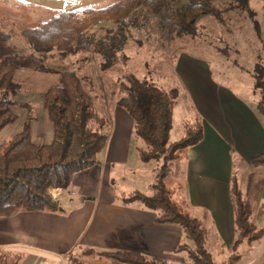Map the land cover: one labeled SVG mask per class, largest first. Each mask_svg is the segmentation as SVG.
I'll use <instances>...</instances> for the list:
<instances>
[{
  "label": "trees",
  "instance_id": "trees-1",
  "mask_svg": "<svg viewBox=\"0 0 264 264\" xmlns=\"http://www.w3.org/2000/svg\"><path fill=\"white\" fill-rule=\"evenodd\" d=\"M250 1L115 0L98 8L61 10L46 15L35 24L13 21L9 31L5 30L7 18L0 16V41L9 40L15 34L33 53L43 58L56 51L61 58L77 56L76 60L84 63L91 53L99 71L103 72L118 60L127 58L125 49L134 39L131 29L144 30L153 24L160 41L174 43L184 36L197 38L205 31L204 16L222 22L225 14L233 11L247 12L246 16L254 21L257 29L258 22ZM99 19L109 21V25L100 22L95 25ZM20 55L21 51L0 54V130L17 118L12 105L19 84L13 77L20 67L16 61ZM34 69L44 71L47 67L37 65ZM55 70L57 82L45 90L42 98L52 125V139L34 142L31 120L27 118L18 131L0 144V216H10L22 210H56L57 201L52 199L49 189L67 188L76 172L98 162L106 145L110 124L101 111L100 95L93 78L73 69ZM252 78L254 88L259 92L256 108L264 123L263 64L255 65ZM176 96V88L166 89L156 79L123 73L117 93L107 100L130 115L133 123L130 138L139 159L155 163L150 192L134 190L123 196L122 201L140 202L155 212L156 222L178 225L184 240L177 250L187 253L186 260L174 263L137 250L84 247L82 254L85 258L73 256L72 264H109L89 257L127 264H234L240 257L236 251L240 244L257 241L264 235V228L256 226L252 220L255 205L243 195L234 175L230 183V201L235 238L231 245L233 252L223 262H215L207 248L206 228L202 221L174 201L168 182L182 174L180 153L203 137L202 119L194 112L191 118L182 122L183 135L171 139ZM249 163L264 165V153L253 156ZM185 190L184 184L176 187L177 194ZM23 257V252L0 247V264H19Z\"/></svg>",
  "mask_w": 264,
  "mask_h": 264
},
{
  "label": "crops",
  "instance_id": "crops-1",
  "mask_svg": "<svg viewBox=\"0 0 264 264\" xmlns=\"http://www.w3.org/2000/svg\"><path fill=\"white\" fill-rule=\"evenodd\" d=\"M156 80L166 89L176 88L166 86L159 78ZM208 84L207 92L193 93V100L198 97V101L191 103L190 109L181 116L183 122L197 112L202 119L203 137L184 149L183 160L179 159L182 174L178 177V186L184 184L186 190L176 193L174 201L202 221L206 228V246L209 235L213 245L231 249L235 238L230 201L233 155L243 170L250 171L254 177L252 186H246V190L241 182L237 181V185L243 195L252 198L253 222L264 228V165L249 163L253 156L264 153V123L256 104L225 87L214 84L217 86L214 88L213 83ZM100 104L110 124L108 139L98 162L73 175L66 189L74 191V196L57 199L56 210H22L0 216V247L23 252L19 264H72V257L77 250L82 253L84 247L137 250L174 263L186 260L187 253L177 250L184 240L178 225L156 222L155 212L140 202L122 201L123 196L140 190L133 185L120 190L115 178L128 171L133 173L137 168L143 167L146 171L145 164L150 162H142L137 156L130 138L133 124L130 115L107 99ZM37 126L31 120L33 141L47 142L51 122L47 133L43 129L35 131ZM182 135L183 130L178 138ZM151 182L147 184L149 192ZM263 240L264 235L257 242ZM78 259L81 258L78 256ZM88 259L127 264L103 257Z\"/></svg>",
  "mask_w": 264,
  "mask_h": 264
},
{
  "label": "rangeland",
  "instance_id": "rangeland-1",
  "mask_svg": "<svg viewBox=\"0 0 264 264\" xmlns=\"http://www.w3.org/2000/svg\"><path fill=\"white\" fill-rule=\"evenodd\" d=\"M113 1L115 0H76L72 3L71 0H27V2L0 0V16L7 18L5 30L9 31L14 24L13 21L35 24L46 15L61 10L79 11L84 7L97 8ZM170 1L175 3L186 0ZM249 5L255 12L259 27L257 29L254 21L246 16L245 11L226 13L222 22L206 15L202 19L207 26L205 31L197 38L184 36L174 43L160 41L153 24L144 30L131 29L134 39L129 42L128 49H125L127 58L118 60L114 66L103 72L99 71L96 62L91 58L93 56L91 53L89 60L84 63L78 62L77 56L61 58L56 51L43 58L39 57L38 53H33L15 34L11 35L9 40L0 41V54L21 51L20 58L16 60L20 67L13 77L19 84V90L14 97L15 103L12 105L17 118L0 130V144L18 131L27 118L34 120L35 125L41 128L35 127V131L43 129L48 132L50 121L42 98L45 90L57 82L58 74L55 69H73L81 75H90L98 89L100 103L115 96L123 73H132L138 78H159L167 84L166 86L176 87L172 139H177L182 134L181 116L183 117L185 110L190 109L191 103L198 101V97L193 100V93L207 92L208 83L225 87L251 104H256L259 92L254 88L252 73L256 64L264 65V0H251ZM99 22L101 25H109V21L105 19H99L95 25ZM136 40L141 44L136 43ZM37 65L45 66L47 70L34 69ZM51 136L50 130V134L45 138L47 142L52 139ZM35 142L39 143L38 140ZM183 155L184 150L180 153V160H183ZM145 165L146 171L142 170L143 167L137 168L133 173L128 171L120 178H115L118 181H115L116 186L123 190L133 185V188L148 193L147 184L154 179L153 173L156 171L155 163L150 162ZM232 175L236 184L237 181L241 182L245 190L246 186L250 187L253 184L254 177L250 171L243 170L236 155H233ZM179 182V178H172L168 182L174 200ZM244 196L248 197L246 194ZM250 199L252 201V198ZM210 240L211 237L208 235L207 247L215 262L225 261L233 252L230 248L213 245ZM236 251L240 257L234 264H264V240L243 242ZM82 255L77 250L76 256L83 258Z\"/></svg>",
  "mask_w": 264,
  "mask_h": 264
},
{
  "label": "built area",
  "instance_id": "built-area-1",
  "mask_svg": "<svg viewBox=\"0 0 264 264\" xmlns=\"http://www.w3.org/2000/svg\"><path fill=\"white\" fill-rule=\"evenodd\" d=\"M50 195L52 199L57 200L62 197H72L74 196V191L67 190L66 188L62 187H52L49 189Z\"/></svg>",
  "mask_w": 264,
  "mask_h": 264
},
{
  "label": "snow or ice",
  "instance_id": "snow-or-ice-1",
  "mask_svg": "<svg viewBox=\"0 0 264 264\" xmlns=\"http://www.w3.org/2000/svg\"><path fill=\"white\" fill-rule=\"evenodd\" d=\"M21 2H27V0H21ZM72 3H75L76 0H71Z\"/></svg>",
  "mask_w": 264,
  "mask_h": 264
}]
</instances>
